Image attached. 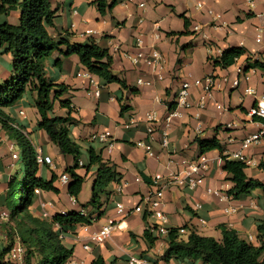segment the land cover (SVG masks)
<instances>
[{
	"label": "crops",
	"instance_id": "1",
	"mask_svg": "<svg viewBox=\"0 0 264 264\" xmlns=\"http://www.w3.org/2000/svg\"><path fill=\"white\" fill-rule=\"evenodd\" d=\"M50 1L56 11L54 26L49 28L50 35L56 40L68 35L72 43L81 44L96 40L109 50L114 60L113 73L126 81L128 89L91 75L76 55L63 57L55 52L46 61L47 76L56 84L70 88L64 99L70 100L73 108L69 112L57 102L51 116L70 115L73 118L70 134L82 147L83 166L88 165L87 151L93 147L102 154L105 162L111 163L110 167L115 166L119 181L105 189L100 198V210L91 206L81 209V205L91 200L98 166H93L88 174L79 170V174L86 176V182L78 202L59 184H56L61 190L59 195L46 192L42 198L55 201L61 209L53 214L85 211L95 219L90 226H79L78 235L72 238L77 262L90 264L102 256L107 264H127L130 256L143 254L158 264H183L175 259L169 263L162 261L168 249V236L153 233L157 240L149 249L144 233L154 219L135 213L133 209L145 199L157 175L178 172L201 156L197 139L217 138L225 155L232 160H237L234 155L242 152L247 161H252V164H246L247 176L264 182V171L259 168L264 162V139L242 150L245 138L264 126L263 121L249 116L250 109L264 95V70H246L256 61L264 63V0H253V7L247 0H117L113 10L104 16L92 4L94 0ZM18 14L16 12L7 19L0 17V23L6 20L16 23ZM87 31L93 33L88 35ZM259 38L260 42L257 41ZM137 39L142 40V47L137 46ZM231 48H244L247 53L229 68L215 67L214 59ZM154 50L165 59L159 71H154L144 58L138 57L140 53L147 57ZM57 60H61L62 65L55 66ZM239 70L247 75V80L242 78ZM11 74L12 57L3 54L0 48V83ZM207 77H212L216 83L209 95H205L202 88L193 87L190 93L193 107H179L174 103L183 83ZM236 80H240L239 87L233 85ZM247 88L253 89L255 94H246ZM203 97L204 108L199 109ZM34 101L35 95L28 92L6 112L23 133L29 135L36 152L52 159L53 166H40L44 179L50 180L53 172L60 175L73 166V158L62 155L47 134L37 129L40 116ZM123 105L127 110L121 114ZM149 113H156L158 120L152 136L147 119ZM106 132L111 133L107 142L94 140V136ZM165 135L170 143L168 148L161 145ZM9 140V135L0 126V141L6 143ZM138 142L150 144L153 155L137 147ZM2 148L0 146V156H7ZM203 155L210 164L202 186L193 190L177 186L165 191L167 228L169 231L184 230L180 235L183 240L196 232L221 241V228L226 227L236 231L248 243L260 246L258 225L264 222V191L256 190L240 200L233 199L227 194L233 183L227 180L229 175L224 171L219 151ZM3 160L0 161L1 182L4 178L9 180V169L3 165ZM118 203L124 205V215L117 213ZM31 211L35 216L41 215L37 202ZM100 212L102 215L98 218ZM109 220H115L118 225L111 238L102 245L92 243L90 236ZM83 245H89L91 249L85 251Z\"/></svg>",
	"mask_w": 264,
	"mask_h": 264
},
{
	"label": "trees",
	"instance_id": "2",
	"mask_svg": "<svg viewBox=\"0 0 264 264\" xmlns=\"http://www.w3.org/2000/svg\"><path fill=\"white\" fill-rule=\"evenodd\" d=\"M92 4L96 5L99 13L104 16L113 10L117 0H94ZM16 12L19 13L16 23L7 20L0 23V48L3 49V54H10L12 57L11 77L0 83V126L20 149L19 171L8 180L6 197V206L14 226L10 228L11 239L9 243L5 242L6 247L3 248L0 243V264H13L9 259V253L17 241L26 248L28 257L35 253L40 255L38 264H70L75 261L76 246H67L64 239L71 235L77 236L79 226H90L95 219L90 214L76 210L53 214L48 219L32 213L31 209L37 202L35 190L40 189L42 194L50 192L59 195L61 190L56 184H59L60 178L53 172L50 180L44 179L37 162L36 149L29 135L23 133L6 111L20 102L26 93L31 92L35 95L34 106L40 116L37 129L47 134L62 155L73 158V166L65 169L63 173L70 179L69 183L63 186L64 189L78 202L86 182V176L79 174V170H85L88 174L93 166H98L91 200L86 205H81V209L85 210L91 206L100 210L101 196L111 183L119 181V175L115 166L110 167L111 163L105 162L102 154L97 153L93 147L87 151L88 165L80 164L83 156L82 147L73 141L70 134V127L74 124L73 118L70 115L51 116L57 102L69 112L73 111L71 101L64 99L70 88L53 82L47 76L45 63L55 52H59L63 57L76 55L81 65L91 75L108 84H118L125 90L128 89V85L125 80L113 73V57L109 50L96 40L90 39L87 43L81 44L72 43L68 35L57 40L50 35L49 28L54 26L56 19V11L53 10L50 0H0V17L7 19ZM246 53L244 48L226 50L220 58L214 59V66L229 68ZM60 65L61 60H57L55 66ZM251 68L264 70V63L256 61L249 64L246 70ZM126 110L123 105L121 114ZM197 143L201 156L207 152L219 151L224 171L229 175L227 180L233 183V188L227 193L230 197L240 200L256 190L264 191V182L249 178L246 174L247 165L225 155L224 147L217 138L197 139ZM259 168L264 171V162ZM144 180L150 183L147 177H144ZM101 215L100 212L98 218ZM221 229L223 234L221 241L200 236L196 232H191L188 239L183 240L180 238L179 229L171 230L167 240L168 249L162 256V261L169 263L175 259L183 264H196L197 261L205 264H264V222L258 225L260 246L241 239L234 230L226 227ZM144 238L149 249L157 240L149 230L145 231ZM138 256L145 257L143 254ZM90 264L107 263L102 256H98Z\"/></svg>",
	"mask_w": 264,
	"mask_h": 264
},
{
	"label": "built area",
	"instance_id": "3",
	"mask_svg": "<svg viewBox=\"0 0 264 264\" xmlns=\"http://www.w3.org/2000/svg\"><path fill=\"white\" fill-rule=\"evenodd\" d=\"M247 1L252 7L254 6L253 0H247ZM92 33H93L92 31H87L86 34L90 35ZM257 41L260 42V38L257 39ZM137 46L138 47L143 46V42L141 39H137ZM138 57L144 58L146 63L154 71H159L163 68L165 59L163 55L157 50L152 51V53L147 57H144L143 53H140ZM136 61L137 60H135V62ZM239 73H241L242 78H244L245 80L248 79L247 75H244L241 70H239ZM87 75L91 77L90 74ZM139 83L144 84L142 80H139ZM233 85L234 87H239L240 80L234 81ZM193 87H200L204 91L205 95H209L215 89L216 83L212 77H207L202 80H196L193 83L190 82L183 83L176 98V103L179 107L191 108L194 106V104H192L190 101V93ZM245 93L248 95H254L255 91L253 89L247 88L245 90ZM97 94L99 95V93ZM204 104H205V97L201 99L198 108L199 109L204 108ZM176 114L177 113H174L173 115ZM249 116L252 117L253 119L264 122V95L260 98L257 105L250 109ZM147 119L149 123V134L152 136L156 128L155 126L157 125L158 122L157 114L149 113ZM109 138H111V133L109 132L94 136V140L96 141L98 140L101 143L107 142ZM263 139H264V126L258 132L253 133L249 135L247 138H245L242 144V150L249 149L251 146L261 143ZM161 145L164 148L169 147L170 143L167 135L163 136ZM13 146H15V144H13ZM137 147L144 149L149 155L151 156L153 155L152 146L150 144H147L146 142H138ZM234 157L238 161H241L245 164H252V161H247V159L242 155V152L236 153ZM12 158L15 160H19L20 158L19 151H15L14 153H12ZM37 162L40 166L44 164L53 166L52 159L49 157H44L41 152L37 153ZM80 164L82 165L83 163L81 162ZM209 164H210L209 159L205 155H202L197 159H194L189 163H187L186 166L183 169L179 170L178 172H170L167 176L157 175L155 177L152 189L149 191V193L142 201V203L138 205L135 209H133V212L135 213L147 214L150 218L154 219V223L151 226H149V231L151 233H157L160 236H168L170 232L169 229L167 228L169 218L164 210V200H163L166 189L178 186L183 189L193 190L202 186L205 182L206 175L209 171ZM69 180L70 179L67 174H62L61 178L59 179V185L63 187L69 183ZM209 192L212 193V190H209ZM213 193L219 194L216 191H214ZM35 195L37 196V203L41 211V216L45 219L51 218L55 206L54 203L43 199L42 198L43 194L40 189L35 190ZM116 206H117V213L119 215H124L125 214L124 205L118 203ZM197 207L200 208V205H198ZM227 212L229 213V211ZM232 212H234V210H232ZM82 213L85 214V211H82ZM8 217L9 214L7 212L4 211L0 213V221H7ZM203 224H205L204 221ZM117 228L118 225L116 221L109 220L108 223L104 225L98 232L90 236V240L92 243L96 245H102L109 238H111V236L113 235L114 231ZM182 233H184V230L180 231V234ZM83 249L85 251H89L91 248L89 245H83ZM26 252H27L26 248L21 244V242L17 241L9 253V259L11 262H13V264H22ZM70 264H85V263L72 261ZM127 264H158V263L151 262L145 257L132 255L128 258ZM198 264H205V263L201 262Z\"/></svg>",
	"mask_w": 264,
	"mask_h": 264
},
{
	"label": "rangeland",
	"instance_id": "4",
	"mask_svg": "<svg viewBox=\"0 0 264 264\" xmlns=\"http://www.w3.org/2000/svg\"><path fill=\"white\" fill-rule=\"evenodd\" d=\"M13 144H15V146H13ZM0 146L3 147L2 150L5 151L7 155V156H0V161L4 159L2 163L4 166L8 167L9 169L8 179H10L17 175L19 171L18 164L20 163L19 160H15L12 158V153H14L15 151L20 152V149L17 146V144L12 140L7 141L6 143L0 141ZM63 173H64V170L60 172V175H58V177L61 178ZM6 179L4 178V182L0 181V213L5 211L9 214L7 221H0V243H2L1 245L3 248L6 247L7 243H9V240L11 239L10 228L14 226L13 221L11 219L10 211L6 206V197L8 196V181ZM53 202L55 203V201ZM54 205L55 206L53 209V213L61 210L56 205V203ZM58 213L61 214L60 212ZM72 238L73 237L71 235V237H66L64 239V242L67 246L73 245ZM4 242H7V243H4ZM39 260H40V255L38 253H35L32 256L28 257V252H26L25 258L22 264H38Z\"/></svg>",
	"mask_w": 264,
	"mask_h": 264
}]
</instances>
